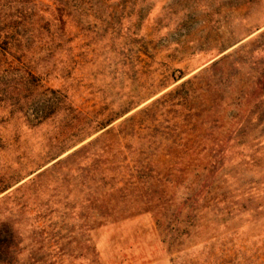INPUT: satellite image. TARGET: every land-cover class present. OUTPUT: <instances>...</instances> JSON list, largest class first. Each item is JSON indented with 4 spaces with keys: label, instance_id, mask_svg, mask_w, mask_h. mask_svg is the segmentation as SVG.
Listing matches in <instances>:
<instances>
[{
    "label": "rangeland",
    "instance_id": "374dc122",
    "mask_svg": "<svg viewBox=\"0 0 264 264\" xmlns=\"http://www.w3.org/2000/svg\"><path fill=\"white\" fill-rule=\"evenodd\" d=\"M0 264H264V0H0Z\"/></svg>",
    "mask_w": 264,
    "mask_h": 264
}]
</instances>
